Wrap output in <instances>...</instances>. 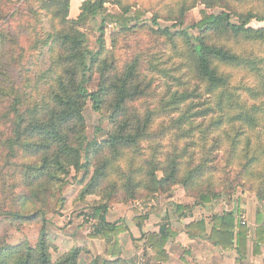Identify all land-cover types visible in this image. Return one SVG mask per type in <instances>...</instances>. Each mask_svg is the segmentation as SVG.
Returning a JSON list of instances; mask_svg holds the SVG:
<instances>
[{"label":"trees","instance_id":"trees-1","mask_svg":"<svg viewBox=\"0 0 264 264\" xmlns=\"http://www.w3.org/2000/svg\"><path fill=\"white\" fill-rule=\"evenodd\" d=\"M32 1L26 0L10 15L5 9L12 2L0 0V216L12 225L42 226L35 245L10 244L0 232V264H79L78 247L53 259L47 230V214L54 201L55 207L63 202L61 192L73 170L84 171L82 182L90 177L83 196L107 200L116 193L147 196L178 183L201 203L237 185L264 200V67L245 48L249 43L264 46V26L250 25L252 20L264 22V0H156L150 6L143 4L149 0H84L76 17L70 15L72 0H41L52 14L54 32L27 21L26 15L37 16ZM107 3L122 9L109 12ZM199 4L203 8L196 23L198 44L184 31H156L180 58L174 71L187 79L158 68L147 50L120 67L115 64L120 46L116 39L142 29L144 13L182 22ZM99 16L94 49L83 27ZM107 24L119 28L112 50L105 40ZM48 46L55 53L56 78L42 102L35 103L25 90L24 64L34 49ZM231 68L250 72L255 82L238 87ZM145 70L162 71L176 90L168 84L160 95L156 88L152 92L154 79L149 80ZM97 73L99 86L90 91L88 84ZM89 100L95 111L110 115L108 138L101 142H87L84 110ZM165 139L171 142L166 151ZM107 210V201L100 200L88 215L89 223L97 221L92 237L108 240L125 231L109 224ZM179 232L164 224L147 236L155 259L167 261V243ZM184 232L189 238L207 237L223 249H235L240 259L246 256L248 228L234 211L216 214L209 222L192 220ZM255 236L254 253L259 255L264 244L261 214ZM119 248L115 240L107 248L113 259L97 256L90 264H132L119 256Z\"/></svg>","mask_w":264,"mask_h":264},{"label":"rangeland","instance_id":"rangeland-1","mask_svg":"<svg viewBox=\"0 0 264 264\" xmlns=\"http://www.w3.org/2000/svg\"><path fill=\"white\" fill-rule=\"evenodd\" d=\"M10 1L12 5L5 9V12L11 15L26 0ZM76 1L74 0V2ZM149 1L150 4L148 2L143 4L150 6L156 0ZM126 2H130V0ZM31 6L37 10V16L34 14L26 15L27 21L31 23L30 25L40 30L42 28L44 31L54 32L55 25L52 21V14L47 8L43 7L42 1L33 0ZM80 6L79 9L78 6L75 7V10L80 11ZM246 6L250 5L247 4ZM12 7L13 9H10ZM106 7L109 12L122 9L114 3H107ZM3 8L5 7L3 6ZM202 8L203 5L199 4L196 8L189 10L182 22L168 20L166 17H156L152 11L144 13L141 18L142 29L116 39L120 41V46L116 50L117 59L115 64L120 67L123 65V61L132 58L137 52L141 54L142 51L145 53L144 51L147 50L149 53L146 55L150 58L153 57V63L160 65H157L158 68L170 70L172 77L181 75L183 79H187L188 77L182 75L181 72L174 71L175 64L180 62V58L174 54L169 41L158 36L156 31L159 28H169L172 32L184 31L195 44H198L196 37L200 32L196 23L201 19L200 12ZM213 11L217 12L219 10L214 9ZM100 19L99 16L95 20H89L86 26L83 27L89 35L90 46L94 49L98 47ZM250 25L258 28L264 26V22L252 20ZM26 26L28 25L26 24ZM28 30L31 33V28ZM118 31L117 26L107 24L105 40L110 50H112L113 39H115V34ZM126 37L129 39L125 40L126 43H124L123 40ZM148 42L150 45H148ZM245 48L248 52H254V56L257 58L256 61L261 67H264V46L249 43ZM30 55L24 64L26 70L23 78L28 77L27 82H25V90L29 92L33 102L41 103L47 87L56 78L55 53L48 46L44 50L34 49ZM144 65L147 66L145 62ZM229 70L232 71L234 75L233 82L238 87L252 85L255 82L254 75L248 71L235 68ZM144 72L149 80L154 79L152 92L156 88V93L160 95L161 90L165 91L168 88V84H173L171 89L176 90V84L172 78L163 75L162 71L151 72L145 70ZM99 83L100 75L97 73L88 84V89L90 91L96 90ZM246 95L247 93L243 91L242 96ZM84 116L87 124V142L93 140L101 142L108 138L110 131V115L108 112L95 111L92 101L89 100L84 110ZM174 118H177V114L174 115ZM261 137L264 139V132L261 133ZM163 143L165 145L164 150H169L171 142H167V139H165ZM158 176L161 177L162 173L158 172ZM83 177L84 171H72L61 192L63 202L60 206L55 207L54 201L52 209L47 214V230L52 240L51 252L54 260L77 247L81 249L78 258L79 264H90L97 256L113 259L112 256L107 254V248L109 244L118 240L119 256L131 261L132 264H264V244L261 246L259 255L254 253L257 217L258 214L264 217V200H259L257 193L247 188V186L237 185L233 191L226 188L219 198L206 203L198 202L196 198L188 196L184 186L180 183L171 186L166 191L158 190L147 196L128 197L116 193L107 200L101 199L100 195L83 196V188L90 178L88 177L82 182ZM100 200L107 201L106 218L109 224L125 227V231H122L119 237L111 236L108 240L92 237L91 234L97 228V221L94 220V222L89 223L88 215L92 213V208ZM179 205L190 207L180 211L178 209ZM230 211L236 212L239 219L248 228L249 240L244 258L240 259L235 249H223L207 237L190 240L184 232L185 225L192 220L204 219L209 222L216 214ZM164 224L174 227L180 232L170 237L166 246L168 259L161 262L155 259L153 250L147 245V236L152 232L159 231L160 226ZM41 226L40 223L31 222L12 225L4 220L3 216H0V232L6 236L10 244L14 245L22 241H28L30 244L35 245Z\"/></svg>","mask_w":264,"mask_h":264},{"label":"crops","instance_id":"crops-1","mask_svg":"<svg viewBox=\"0 0 264 264\" xmlns=\"http://www.w3.org/2000/svg\"><path fill=\"white\" fill-rule=\"evenodd\" d=\"M84 0H77L76 2H74V0L71 1V15L73 17H76L79 13V10H75V7L78 6V9H79V6L82 4ZM76 3V5L74 6V4ZM74 6V7H73ZM75 10V11H74ZM189 238V237H188ZM190 240H195L196 238H189Z\"/></svg>","mask_w":264,"mask_h":264}]
</instances>
